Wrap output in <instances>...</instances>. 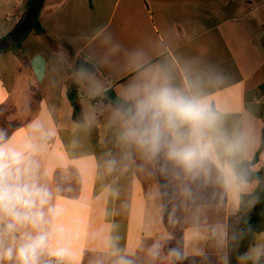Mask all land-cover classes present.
<instances>
[{
    "label": "clouds",
    "instance_id": "1",
    "mask_svg": "<svg viewBox=\"0 0 264 264\" xmlns=\"http://www.w3.org/2000/svg\"><path fill=\"white\" fill-rule=\"evenodd\" d=\"M93 57L91 68L63 48L48 58L46 88L63 94L75 86L81 103L80 116L63 128L60 109L46 99L31 114L28 92L43 80L29 76L20 96L0 80V116L16 109L0 126V264H83L84 242L96 245L89 264H185L207 255L199 246L205 240L215 264H264V233L247 219L264 200V96L246 97L226 69L170 50L163 38L128 48L112 36ZM114 69L118 79L104 76ZM16 120L20 126L11 127ZM99 129L110 147L94 160L86 147ZM73 174L81 188L113 180L92 200L69 198L63 184ZM125 176L153 181L149 199L169 206L168 227L159 212L151 220L141 215L129 242L116 223L90 230L79 217L66 219L70 205L83 212L119 199L114 183ZM225 208L234 217L230 230L207 224L209 213ZM100 214L113 215L107 207ZM178 226L182 242L173 245Z\"/></svg>",
    "mask_w": 264,
    "mask_h": 264
},
{
    "label": "crops",
    "instance_id": "2",
    "mask_svg": "<svg viewBox=\"0 0 264 264\" xmlns=\"http://www.w3.org/2000/svg\"><path fill=\"white\" fill-rule=\"evenodd\" d=\"M29 0H0V40L5 38L21 21ZM44 34L29 33L22 41L19 53L8 50L0 52V80L5 87L20 96L27 85L28 77L35 76L32 62L37 56L45 60L43 84L39 89L30 88L28 92L32 116L40 114L41 101L47 100L60 109V123H70L80 116L75 115L68 97V89L59 91L46 88L49 75L47 61L50 55L63 48L75 61L84 60L90 64L93 54L103 53L108 40L114 36L125 47H133L148 41L163 38L170 50L186 56L204 55L211 65L227 70L233 81L242 87L247 96H264V0H44L39 14ZM18 23H17V22ZM14 24V25H13ZM94 58V57H93ZM108 78L118 76L115 69L104 71ZM30 87V86H29ZM115 98L116 91L110 90ZM16 111L0 116V126L6 125L5 117ZM29 119L31 117H28ZM21 121L12 122L11 127L20 126ZM61 140L67 143L70 136L61 132ZM110 145L104 144L102 129L91 134L86 152L92 159L103 155ZM112 177L92 179L83 188L73 174L64 184L71 188L69 198L86 197L92 200L106 182ZM153 181L132 176L117 177L114 183L121 195L119 199L94 203L90 209L78 212L69 206L67 220L76 217L90 230L99 228L106 222L119 225V232L129 242L137 239L141 215L151 220L161 213L163 225H167L168 205L157 208L149 199ZM132 207L122 209L123 202ZM107 207L113 215L107 220L101 217L100 209ZM231 215L228 209L211 212L207 217L208 225H223L228 228ZM173 245L182 242L183 227L171 229ZM264 233V232H262ZM207 255L190 257L185 264H215V254L210 241H201ZM86 249L83 264H89L94 253L93 243L84 242Z\"/></svg>",
    "mask_w": 264,
    "mask_h": 264
},
{
    "label": "water",
    "instance_id": "3",
    "mask_svg": "<svg viewBox=\"0 0 264 264\" xmlns=\"http://www.w3.org/2000/svg\"><path fill=\"white\" fill-rule=\"evenodd\" d=\"M43 3L44 0L30 1V4L19 24L5 38L0 40V52L12 49L24 38V36L28 33L36 18L40 14ZM76 65H83L87 68H91L92 66V64L84 60H78L76 62ZM32 67L36 78L42 80L45 71L44 58L42 56H37L32 62ZM108 96L113 98V94L111 91L108 92Z\"/></svg>",
    "mask_w": 264,
    "mask_h": 264
},
{
    "label": "trees",
    "instance_id": "4",
    "mask_svg": "<svg viewBox=\"0 0 264 264\" xmlns=\"http://www.w3.org/2000/svg\"><path fill=\"white\" fill-rule=\"evenodd\" d=\"M28 3V6L30 4ZM32 31H34L36 34H44V29L42 28V25L40 23V19H39V15L36 18L35 22L33 23V25L31 26L30 30L28 31V33L24 36V38L12 49H10L11 51H14L15 53H19L21 50V44L22 41L26 38V36L31 33ZM262 89H264V86H262ZM68 97L70 100V103L72 104L73 108H74V114L77 115L80 112V106L78 103V93H77V89L75 86L69 85V89H68ZM248 223L251 225L252 229L254 232L256 233H262L264 232V200H262L260 203H257L252 209L251 211L248 213ZM234 217H230L229 219V224H228V229L230 230L231 224L233 223ZM252 242L251 237L246 240L243 244V246L239 249L240 252H243L248 244H250ZM233 264H235V260H233Z\"/></svg>",
    "mask_w": 264,
    "mask_h": 264
},
{
    "label": "rangeland",
    "instance_id": "5",
    "mask_svg": "<svg viewBox=\"0 0 264 264\" xmlns=\"http://www.w3.org/2000/svg\"><path fill=\"white\" fill-rule=\"evenodd\" d=\"M17 22V21H16ZM18 23V22H17ZM14 25V24H13Z\"/></svg>",
    "mask_w": 264,
    "mask_h": 264
}]
</instances>
